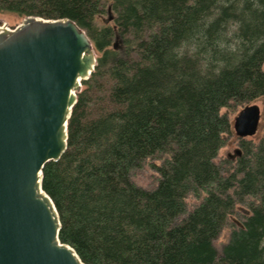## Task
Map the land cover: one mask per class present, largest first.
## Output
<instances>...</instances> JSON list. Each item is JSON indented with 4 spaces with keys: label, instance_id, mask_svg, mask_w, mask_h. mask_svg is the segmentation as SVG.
<instances>
[{
    "label": "trees",
    "instance_id": "obj_1",
    "mask_svg": "<svg viewBox=\"0 0 264 264\" xmlns=\"http://www.w3.org/2000/svg\"><path fill=\"white\" fill-rule=\"evenodd\" d=\"M109 1L99 25L108 0H0V13L73 20L99 55L67 150L43 168L60 241L85 264H264V125L219 156L223 109L264 98V0ZM145 165L150 189L134 180Z\"/></svg>",
    "mask_w": 264,
    "mask_h": 264
},
{
    "label": "water",
    "instance_id": "obj_2",
    "mask_svg": "<svg viewBox=\"0 0 264 264\" xmlns=\"http://www.w3.org/2000/svg\"><path fill=\"white\" fill-rule=\"evenodd\" d=\"M98 63L91 38L70 19L0 22V264H85L59 239L61 221L42 188L43 168L68 147V121ZM258 105L234 120L257 134ZM240 151L237 152V155Z\"/></svg>",
    "mask_w": 264,
    "mask_h": 264
},
{
    "label": "rangeland",
    "instance_id": "obj_3",
    "mask_svg": "<svg viewBox=\"0 0 264 264\" xmlns=\"http://www.w3.org/2000/svg\"><path fill=\"white\" fill-rule=\"evenodd\" d=\"M114 18V13L112 12L111 8H110V1L108 0V3L106 5L105 8V14H103L99 19H98V24L99 25H103V24H110L111 20ZM25 18L23 17H19L16 14L13 13H0V22L4 23L6 25V27L8 29H15L17 28L19 25H21V23L23 22ZM97 53V52H96ZM97 56H99L97 54ZM83 89V86H82ZM81 89V91H82ZM253 105H258L261 109V119H260V124L258 127V131L257 134L255 136H253L252 138H247V140H251L253 141L255 144L259 142V140L262 138L263 136V125H264V120H263V116H264V98L255 102ZM246 107V106H245ZM243 107V108H245ZM241 107H235L234 105H232L229 108H225L223 109V113L227 114L230 118V121L232 123V130L233 133L227 137L226 140V145L225 147L220 151V160H225L229 157H233L237 154L238 151H240V141L241 138H239L233 128L234 125V120L236 118V116L239 114V112L243 109ZM156 179H157V173L150 169L149 165H145L144 169L139 170L136 172V174L134 175V180L135 182L145 188V189H150L153 188V186H155L156 184ZM187 203L189 205V209L194 208L198 202L196 200V198H194L193 196H189L187 198ZM246 215V211L244 207H238L236 210L235 215H233L230 219V223L233 225H238V222H241L240 219L243 218ZM230 228H227L222 235L220 236L217 245H223L225 244L228 239H229V234H230Z\"/></svg>",
    "mask_w": 264,
    "mask_h": 264
},
{
    "label": "bare ground",
    "instance_id": "obj_4",
    "mask_svg": "<svg viewBox=\"0 0 264 264\" xmlns=\"http://www.w3.org/2000/svg\"><path fill=\"white\" fill-rule=\"evenodd\" d=\"M250 106V105H249Z\"/></svg>",
    "mask_w": 264,
    "mask_h": 264
}]
</instances>
